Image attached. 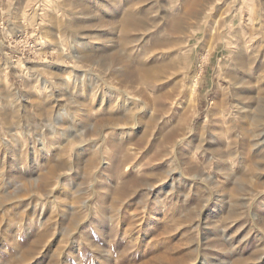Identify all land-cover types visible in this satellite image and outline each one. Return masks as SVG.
Returning a JSON list of instances; mask_svg holds the SVG:
<instances>
[{
  "label": "rangeland",
  "instance_id": "374dc122",
  "mask_svg": "<svg viewBox=\"0 0 264 264\" xmlns=\"http://www.w3.org/2000/svg\"><path fill=\"white\" fill-rule=\"evenodd\" d=\"M17 1L0 0V264H132L165 248L186 264H264V0H39L26 17ZM127 17L138 29L124 30ZM180 18L189 31L174 48ZM57 42L82 61L54 53ZM116 55L160 79L130 157L110 137L91 142V124L107 117L92 93L113 82ZM70 66L76 93L51 84L48 100L38 75L52 83ZM195 74V109H185L180 91ZM174 129L184 132L176 152L163 148ZM59 163L55 194H34L38 170ZM202 171L214 179L179 175ZM133 216L142 222L129 227Z\"/></svg>",
  "mask_w": 264,
  "mask_h": 264
},
{
  "label": "bare ground",
  "instance_id": "6f19581e",
  "mask_svg": "<svg viewBox=\"0 0 264 264\" xmlns=\"http://www.w3.org/2000/svg\"><path fill=\"white\" fill-rule=\"evenodd\" d=\"M52 1V0H51ZM50 1V2H51ZM46 2V1H45ZM45 2L41 3L44 4ZM54 2V1H53ZM13 3V2H12ZM39 3V0H18L15 7L20 8L21 10L23 9L22 15L24 17L27 16V12H26V7H31L33 4L37 5ZM45 4H49V2L45 3ZM53 4L50 3V6H52ZM60 5V4H59ZM40 6V5H39ZM46 6V5H44ZM57 6V4H56ZM56 6H52V14L50 13H46V15H48V17L52 20V22L54 23L55 28L53 27L52 29H50L49 31L46 32L47 35L56 37L61 31L59 30V7ZM188 6V4H187ZM49 7V5H48ZM47 8V7H46ZM43 9V8H42ZM45 9V8H44ZM238 9V8H237ZM47 9H45L46 11ZM194 12V11H192ZM61 13V12H60ZM36 14V13H34ZM82 15V14H81ZM84 17V16H83ZM90 17V16H89ZM93 17V16H92ZM91 17V18H92ZM253 16L251 15L249 20L250 23H252V25L254 24V22L256 20H259L258 22L256 21L255 26H259L261 27V19L260 16L256 19V18H252ZM23 18V17H22ZM25 19V18H24ZM131 17H127L126 18V22H123V28L124 30L128 31L129 29H138V26L133 24V20H130ZM256 19V20H255ZM189 21L185 18H180L178 20H176V22L174 23V27L173 30H171V34H173V36H176L175 38L178 41H174V43H171V45L174 48L179 47L180 45H182V40L183 37L182 36H187L188 35V31H189V26L188 23ZM191 22V21H190ZM215 23H218V21H216ZM225 23V22H224ZM223 23V24H224ZM171 25V24H170ZM225 25V24H224ZM61 26V25H60ZM222 28H224L222 26ZM225 29V28H224ZM228 29L231 30V28L228 26ZM169 30V29H168ZM196 31V30H195ZM212 34L214 33L215 37H222L223 39H225V32H223L221 30V24H215L211 27ZM44 33V32H43ZM169 33V32H168ZM175 34V35H174ZM251 35V34H250ZM60 36V35H59ZM48 37V36H47ZM182 39H181V38ZM50 38V37H49ZM174 38V37H173ZM190 38V37H188ZM212 38V37H211ZM61 39V38H60ZM222 39V40H223ZM135 40V39H134ZM49 39H42V45H45L47 42H49ZM58 43V42H57ZM48 44V43H47ZM157 44H155L156 46ZM52 50L55 52H57L61 57L63 58H68V59H74L76 62L77 61H82V57L80 56V54L77 52V54L72 53V54H66L64 53L62 47H61V43H58L57 46H54V44H52ZM162 48V47H161ZM159 50V49H158ZM250 50V49H249ZM155 51V50H154ZM209 51V50H208ZM157 52V51H156ZM153 53V52H152ZM162 55V54H161ZM151 56V55H150ZM148 56V57H150ZM153 56V55H152ZM147 59V58H146ZM114 63H116L117 65H119V67H115V69H112L111 71V76L113 80V82L111 84H109L108 86H105L106 90H103V86L99 85L95 90H93L92 96L94 99V103L92 104V108L93 110H95V112H97L98 114H102V113H106L107 117H105L104 119H101L99 121H96V123L91 124V131L92 134L95 135L94 139L91 140L92 143H98L99 141H101V144H105V142L108 140V137H110V140L112 141V145L114 147V149H124L127 151L128 157L133 156L137 153H139V151L137 149L139 148V144H138V139L136 140L135 137L139 136V133H145V126L146 124H142V118H144L145 114L144 113H148L150 111V109L152 108L151 106H149L150 104H154L156 103L158 96H155L153 94L152 88H154L153 85H157L160 82V79L157 77L156 75V70L153 66H149L147 63H138L137 65L133 63V61H131L130 59L125 58L124 56L121 55H116L114 57ZM59 65V64H58ZM180 66V65H179ZM36 67L37 72L47 68L48 66H43L42 64H37L36 66H34V68ZM52 67V65H51ZM55 67V66H54ZM57 67V66H56ZM67 67V66H66ZM112 68V67H111ZM34 70V69H33ZM48 70V69H47ZM58 70V69H57ZM76 70L75 66H70L66 69H61L60 68V72L62 73H58L56 72L58 75V79L55 80L54 82H50L47 81L46 79L42 78L41 75H38V79L44 84V88L40 89L41 91H43L42 93H48L49 97L48 100H50L51 96V84H57L59 87L62 86V88L65 87V89L69 92L70 90H73L74 94L76 93L75 91V87L78 85L77 81H75V83H72L71 80L72 79V73ZM171 70V69H170ZM49 71V70H48ZM64 71V74H63ZM53 73L55 72L52 71ZM51 72V73H52ZM50 73V74H51ZM55 73V75H56ZM2 76H0V80L3 79L4 75L3 73L1 74ZM53 75V74H52ZM54 76V75H53ZM105 77V76H104ZM80 78V77H78ZM97 78V77H96ZM31 80V79H30ZM54 80V79H53ZM110 80V79H109ZM74 81V80H73ZM41 84V83H40ZM29 85V91L31 89V85ZM83 86V85H82ZM91 86V85H89ZM33 87V86H32ZM152 87V88H151ZM197 87H198V74H195L191 81L190 84H188L183 91L181 90L180 94L181 97L183 99V105L184 108L189 109H195V104H196V96H197ZM70 88V89H69ZM131 88V89H130ZM64 89V90H65ZM77 89V87H76ZM85 89V87L83 88V90ZM91 89V88H90ZM61 90V89H60ZM82 90V89H81ZM82 90V91H83ZM131 90V91H130ZM63 92V90H61ZM89 91V90H88ZM87 91H85V94ZM90 92V91H89ZM60 94V93H59ZM68 94V93H67ZM71 95V93H69ZM73 94V95H74ZM107 94V95H106ZM73 95H71L73 97ZM89 95V94H88ZM87 95V96H88ZM61 96H65V93L61 94ZM75 96V95H74ZM77 96V95H76ZM30 97V96H29ZM33 97V96H32ZM59 97V96H58ZM65 98V97H64ZM79 97H77L78 99ZM62 99V98H61ZM66 99V98H65ZM73 99V98H72ZM86 99V98H85ZM84 99V100H85ZM168 99V98H167ZM253 98H251L250 100H252ZM30 102H34L35 106L41 105L42 106V102H36L34 99H30ZM28 100V102H29ZM53 101V99H52ZM68 101V100H67ZM70 101V100H69ZM71 101H74L71 100ZM70 101V102H71ZM76 101V100H75ZM83 101V100H82ZM57 102V101H56ZM69 102V103H70ZM78 102V101H77ZM33 103V104H34ZM53 103V102H52ZM79 103V102H78ZM181 103V102H180ZM76 104V103H75ZM83 104V103H82ZM81 104V105H82ZM50 106V105H49ZM55 106V105H54ZM53 106V107H54ZM153 106V105H152ZM178 106V105H177ZM180 106V105H179ZM216 106L218 107V103L216 104ZM80 107V106H79ZM87 107V106H84ZM90 107V106H89ZM88 107V108H89ZM151 107V108H150ZM156 107V106H155ZM254 107V106H253ZM252 107V108H253ZM150 108V109H149ZM245 108V107H244ZM243 108V110H245ZM41 109V108H40ZM82 109V108H81ZM155 109V108H154ZM191 110V109H190ZM248 110V109H247ZM189 111V110H188ZM187 111V112H188ZM192 111V110H191ZM94 112V111H93ZM86 113H88V111L86 110ZM148 115V114H146ZM89 117V115H88ZM7 119V118H6ZM180 126V125H179ZM244 126V125H243ZM149 127V126H148ZM177 128V127H175ZM243 128V127H242ZM184 130V129H183ZM148 131V129H147ZM246 133V130H244ZM156 132V131H155ZM181 131L179 129H174L171 130V132L167 133L166 135H164V139H163V148H170L171 150H174L176 152L177 147L183 142L184 140V132L180 133ZM77 133V132H75ZM155 134V133H154ZM12 137H14L15 139V134H11ZM147 135V134H146ZM91 139V138H90ZM162 142V141H161ZM93 145V144H92ZM97 145V144H96ZM162 145V144H161ZM100 146V145H99ZM100 149V148H99ZM7 150V149H6ZM9 150V149H8ZM101 150V149H100ZM174 152V154H175ZM133 154V155H132ZM175 158H173L174 160L178 159L177 158V154H175ZM196 157V156H193ZM177 162V161H176ZM181 162V161H180ZM49 163V162H48ZM58 163V162H57ZM181 164V163H180ZM57 166L50 168V169H46V168H41L38 171V180L35 183V191L34 194L37 195H50L52 196V194H55V190L57 186H52L51 187V182L52 180H58L59 183V179H60V175L58 173V171L60 170V163L56 164ZM51 166V165H50ZM40 167V166H39ZM133 167V165L131 166ZM177 167V166H176ZM135 168V166L133 167ZM174 169V168H173ZM172 169V170H173ZM174 171V170H173ZM173 171H168L170 178L173 180L174 177H172L173 175ZM1 174V173H0ZM3 174V173H2ZM5 174V173H4ZM180 178L181 180H194L196 178L202 177L205 178L207 180H213L214 176L212 175H205V173L202 172H197L194 174V176L192 175H186L183 172H180ZM204 176V177H203ZM37 178V177H36ZM179 179V178H178ZM177 179V180H178ZM21 180V179H20ZM24 181V180H23ZM34 181V180H33ZM179 182V181H178ZM26 185V184H25ZM58 185V184H57ZM173 187V186H172ZM27 189V188H26ZM31 191V190H30ZM27 195V194H26ZM31 195V194H30ZM54 196V195H53ZM29 197V196H28ZM42 197V196H41ZM19 198V197H18ZM21 198V197H20ZM31 198V197H30ZM33 198V197H32ZM37 200V198H35ZM25 200V199H24ZM50 200V199H49ZM32 201V200H31ZM19 202V201H18ZM38 202V201H37ZM13 203V202H12ZM42 203V201H41ZM11 204V203H10ZM32 204V203H31ZM83 204V203H82ZM15 205V204H14ZM17 205V204H16ZM15 205V206H16ZM39 205V204H38ZM87 205V204H86ZM82 206V205H81ZM43 206H41L42 208ZM84 207V206H82ZM11 208V207H10ZM81 208V207H79ZM78 209V208H77ZM45 210V209H44ZM44 212V211H43ZM137 215V214H136ZM141 216V215H140ZM143 216V215H142ZM42 217V216H41ZM133 218H135V216H133ZM142 220L140 221V217L137 216V218L134 219V221H129V227L133 224L136 223H141ZM41 223V222H39ZM141 226V225H140ZM172 250H168L167 248H165L164 250H161L159 252H155V255H151L148 259H145L144 261H141L140 263H132V264H186L183 263V261H175V258L172 256L171 254ZM189 264V263H188Z\"/></svg>",
  "mask_w": 264,
  "mask_h": 264
}]
</instances>
